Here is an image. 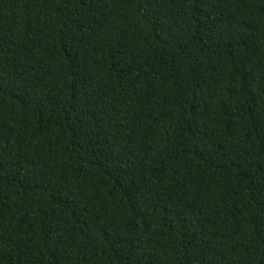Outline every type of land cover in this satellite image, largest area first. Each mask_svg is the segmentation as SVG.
Wrapping results in <instances>:
<instances>
[{"label": "trees", "instance_id": "1", "mask_svg": "<svg viewBox=\"0 0 264 264\" xmlns=\"http://www.w3.org/2000/svg\"><path fill=\"white\" fill-rule=\"evenodd\" d=\"M0 264H264V0H0Z\"/></svg>", "mask_w": 264, "mask_h": 264}]
</instances>
